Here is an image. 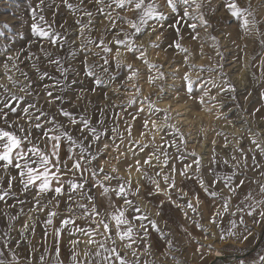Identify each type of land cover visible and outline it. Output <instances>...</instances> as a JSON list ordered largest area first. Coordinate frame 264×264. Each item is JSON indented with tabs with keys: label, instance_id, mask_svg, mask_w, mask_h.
Instances as JSON below:
<instances>
[{
	"label": "snow or ice",
	"instance_id": "1",
	"mask_svg": "<svg viewBox=\"0 0 264 264\" xmlns=\"http://www.w3.org/2000/svg\"><path fill=\"white\" fill-rule=\"evenodd\" d=\"M44 2L45 0H40L36 8H31L33 19L31 35L35 39L29 40L27 47L19 49L15 54L3 57L4 74L7 80L12 88H19L24 95H18L12 91L8 84H0V173H3L0 175V180L6 181V187H0V201H4L11 195L16 198L18 204L25 203L13 193L16 183L20 186V194L26 195L29 191H35L33 208L29 210V220L33 219L31 215L33 211L46 214L43 253L39 257L40 264H51L53 260L55 264H64L60 256L61 241L65 231L70 237L68 240L71 249L68 257L70 264H130L116 245L118 243L122 245L125 252L132 250L133 257H136L134 246H142L146 252L152 247V232L159 233L168 246H171L172 241L168 240L170 233L162 231L158 223L162 206L165 203L174 205L186 220L192 219L189 212L203 219L202 206L206 207V199H201V192L205 198L215 201L223 191V189L217 191V185L221 182L230 195L224 198L221 204L215 205L217 210L209 215L208 224L214 225L219 230L218 239L220 241L233 239L240 241L241 244L247 241L253 232L249 230L244 217H252L255 224L264 223V198L257 200L249 191L243 201L235 206V210L230 212L232 197L238 195V190L246 183L245 179L236 182V176L244 174L240 170L241 161L233 155L231 160L236 163L232 165V171L221 177L214 171L212 165L219 163L228 165L229 160H217L215 140H213V151L208 167V173L213 176V179L210 183L206 182L202 174V157L195 151L187 153V140L181 131L184 118L189 116L197 105L202 111L207 112L216 108L217 118L226 119L225 114L219 111L224 105L222 101H218V97L227 96L232 101H236L237 89L231 83L224 63H214L211 66L195 65L189 63L188 54L184 55V66L188 68V71H185L179 78V84L175 82L168 85L159 84V91L156 99L153 100L151 94L142 95V88L137 84L140 69L133 63H125L121 59L123 56L130 55L142 62L149 70L157 69L155 75L149 71L147 76L149 84H154L157 80L164 81L165 74L159 71L162 65L149 61L148 50L162 48L165 52L174 50L177 53H189V49L184 46L185 30H189L188 36L191 40H202L197 29L202 27L205 34L208 32L210 24L205 17V9L211 5V0H76V2L61 0L62 5L76 17L73 21L77 26L76 39L73 40L69 39L72 32L68 28L67 19L59 24L60 31L56 28V16L61 7L60 4L54 5L55 11L52 13L51 23L43 15H39V22H36L38 15L36 9L41 8ZM220 3L223 4V8L230 17L238 19L240 31L244 34L256 31L259 44L264 49V31L260 28V25L264 24V19H257L251 0H248L246 6H241L240 0H220ZM89 6L95 7V15ZM218 6L211 8L213 14ZM165 8L167 11L164 10ZM97 17H102L99 21L101 34L94 38L92 33L97 31ZM3 27H9L7 22L3 24ZM145 33H147V44L137 43V40L144 37ZM17 35L22 36V33H17ZM108 35H111L110 40L106 39ZM8 39L11 41L12 37ZM208 39L213 42L212 47L216 49V55L223 61L224 56L220 51L218 38L208 36ZM165 40L168 46L163 48L162 42ZM44 41L56 49V52L48 51ZM34 44L39 45V52L49 66L55 67L59 74L58 77L51 76L48 71L40 67L39 57L31 51ZM200 47L203 55V43ZM4 51H9V45L4 46ZM61 51L64 52L63 56L59 54ZM25 52L27 54L24 62H30V70L34 71L37 76L35 81L31 78L29 71L19 69L17 61ZM9 63H11V69ZM261 66L264 69V60L261 61ZM124 68L128 71L124 79L120 80ZM12 69L20 71V75L24 78L23 81L15 79L10 74ZM81 71L83 77L91 81L88 91L92 94H96L99 88H107L119 80L112 92L117 96L122 95L120 90L123 88L126 99L120 101L119 104L113 102L112 109L120 107L126 111L125 105L139 104L130 116L131 122L125 121L127 137L119 131L118 123H115L111 128L113 135L109 138L106 135V128L104 131L99 130V127L105 125L104 119L97 120L94 125L87 115L81 113L77 117L63 106L65 103L63 93L70 91L77 83H83L79 79ZM192 71H197L198 74L193 77ZM205 71L216 72L217 75L205 77L203 75ZM70 75L73 78L69 81ZM172 75L175 78L177 73L174 72ZM262 78H264V73H262ZM46 79L50 83H44ZM37 83L40 85L38 91L34 88ZM129 88L132 91H129ZM213 89H218L215 95L211 94ZM41 92L44 94V103L48 105V111H45L43 107H37ZM169 93H174L169 103L163 108L158 107L157 101L164 99ZM84 94L85 90L81 89L77 99H83ZM33 96L36 97V102L29 99ZM261 96L264 97V92H261ZM103 97L105 101H108L109 93L104 92ZM182 97H187V99L183 104H179ZM173 101L178 104L176 108L172 107ZM53 106H57L56 113L50 114ZM108 108V103L99 108L101 117L105 115ZM10 116L15 119H9ZM57 116L64 118L67 123L58 121ZM113 116L120 117V113L113 112ZM141 117L143 120L140 136L146 138L152 135V141L149 144L133 139L134 124ZM33 131L39 135L33 137ZM157 133L161 134L159 146L155 145V134ZM217 135H222V133H217ZM260 136L259 132L250 135V144L254 147L250 146L247 151L236 149L244 157L245 169L248 168L249 153L252 154L253 170L261 167L256 159L257 153L264 157V141L258 139ZM117 139L120 143H116ZM125 139L129 147L124 152H120ZM45 141L42 147L41 142ZM65 142L67 144L66 159L61 157V148ZM150 145L154 147V151L143 159L142 163L139 159L135 160V170L141 173V176L134 189L130 174L126 182L123 176L115 175L118 172L117 166H112L110 172H105L103 163L98 167L95 166V162L108 153L110 148L118 153L115 158L119 162L120 157L126 158L129 152L135 157L137 150L142 153ZM224 147H228L226 138ZM172 148H175L178 153L175 157L169 152ZM182 149L184 151H181ZM188 155L195 157L191 164L184 163L183 167L178 169L172 162L173 159L183 162ZM153 158L157 161L155 165L152 163ZM161 160L163 167L168 168V172L164 173L161 169L155 172L154 176L149 175L145 167H159ZM193 165H195V172L191 171ZM132 168V164L127 165L129 173ZM12 171H15V175L10 174ZM161 176L165 185L163 188L159 180ZM177 176L180 178L179 187ZM65 177L69 178L65 179ZM140 180L153 187L145 192ZM189 180H194L200 191L185 188L184 185ZM113 181H119V183L113 186ZM97 190L99 202L97 201ZM260 192L264 194V185L260 186ZM174 194L175 199H173ZM190 194L191 198H189ZM142 195L145 197L163 195L165 197L155 205L157 219L152 218L135 201V197ZM46 196H51V199L41 206ZM65 196L67 199L63 203L68 215L60 219L58 227H53L51 240L54 252L49 253L47 228L52 226L54 218L60 215L58 210ZM117 201H122V203ZM148 202L151 203V201ZM102 212L105 214L101 215ZM226 213H230L233 217L239 215V220H229L228 228L224 229L219 221ZM10 219L15 221L17 216L10 217ZM81 219L90 223L87 226L79 225L77 220ZM193 223L204 233L205 240H208L210 235L216 239L215 232L210 233L209 229L199 221H193ZM240 227L247 233L246 235L238 231ZM29 230L35 233L33 225L26 221L19 233L21 239L15 241L17 247L25 243L24 237ZM184 231L187 233V229ZM7 235V233L4 234L5 237ZM187 235L190 237L191 233ZM80 237L86 239L81 240ZM81 243L86 245L83 255L79 251ZM197 243L199 244V241ZM0 247L10 248L11 245L5 239ZM205 247L210 255L213 249L212 243L199 245L196 251L200 252ZM27 251L35 252V248H28ZM46 254L48 255L47 261ZM221 254V250L216 252L217 256ZM20 259V256L13 251L9 264L12 262L19 264ZM25 259L29 258L25 257ZM203 259L202 254L201 260ZM258 262L264 264V254L259 255ZM0 264H5V261L0 260ZM238 264H246V261L240 259Z\"/></svg>",
	"mask_w": 264,
	"mask_h": 264
},
{
	"label": "rangeland",
	"instance_id": "2",
	"mask_svg": "<svg viewBox=\"0 0 264 264\" xmlns=\"http://www.w3.org/2000/svg\"><path fill=\"white\" fill-rule=\"evenodd\" d=\"M72 2H76V0H72ZM247 3L248 0H240L241 6H246ZM38 4H40V0H0V84H8L9 88L12 91H15L18 95H24V93L20 92L19 88H12L11 84L7 80L4 74L5 69L3 67V57L6 55L15 54L19 49L27 47L29 40L35 39L31 35V24L33 23L31 8H36ZM57 4L61 5L56 16L57 30L60 31L59 24L67 19L68 28L72 32V35L69 36V39H76L75 31L77 26L73 23L76 17L73 16L72 13H70L69 10L62 5L61 0H45L42 7L36 9L38 13L36 22H39V15H43L45 19L51 23L52 13L55 11L54 5ZM217 5L219 6L216 8L215 13L213 14L211 8ZM251 5L252 9L256 13L257 19H264V0H251ZM89 7L95 15V7ZM164 10L167 11L166 8ZM205 17L209 20L210 27L208 28L207 34H205V31L202 27L197 29V31L200 32V36L202 38L201 41L191 40L190 36H188L189 30H185L186 39L184 40V46L189 49V53H177L174 50L165 52L162 50V48H150L148 50L149 61L154 62L157 65H162V67L159 68V71H162L165 74L166 79L164 81L157 80L154 84H149L147 82L149 71H151L152 75H155L157 69L149 70L142 64V62L135 60L130 55L123 56L121 59L125 63H133L135 67L140 69V78L137 81V84L142 88V95L147 96L151 94V98L153 100L156 99V94L159 91V84L163 83L168 85L172 84L173 82L179 84V78L183 76L185 71H188V68L184 66V55L188 54L189 63L195 65L203 64L206 66H211L214 63H224L225 71L228 73L231 83H233L237 89L236 101H232L227 96L218 97V101H222L224 105L221 109H219V111L225 114L226 119L217 118L218 112L216 108H213L210 112H207L202 111L197 105L192 109L188 118H184V121L181 125V131L185 134V138L187 140V153L195 151L202 157V174L206 182L210 183V181L213 179V176L208 173V167L210 166L209 162L213 151V140H215V152L217 160H229L228 165H224L223 163L212 165L214 171L221 177L230 174L232 171V165L236 163V161L231 160L233 155L236 156L237 160L241 161L240 170L244 174H238L236 176V182L238 183L240 179H245L246 183L238 190V195H234L232 197L230 208L231 212L235 210V206L238 203L243 201L245 195H247L249 191H251L252 195L257 200L264 198V194L260 192V186L264 185V175H262V173H264V157H261L259 153H257L256 159L261 167L253 170L252 154L249 153L247 156L248 168L245 169L243 164L244 157L241 152L236 151L237 148L247 151L250 146L254 147L250 144L249 137L256 132L261 133V136L258 137V139L264 141V97L261 96V92H264V78H262L264 69H262L261 66V61L264 60V49H262L259 44L256 31L253 30L249 34H244L242 31H240L238 19L228 15L226 10L223 8V4L220 3V0H211V5L205 9ZM101 19L102 17H97V31L92 33L94 38L101 34L99 31L101 27L99 21ZM5 22H7L9 27H3ZM260 28L261 31H264V24L260 25ZM17 33H22V36L17 35ZM229 33L231 35H228ZM208 36H216L218 38L220 51H222L224 56L223 61H221L220 57L216 55V49L212 47L213 42L208 39ZM9 37H12L11 41H9ZM106 39L110 40L111 35H108ZM141 42L147 44V33H145L144 37H141L137 40V43ZM44 43L48 51H52L54 53L56 52V49H54L47 41H44ZM201 43H203V55L201 54ZM5 45H9L8 52L4 51ZM162 45L163 48H166L168 46L167 41H163ZM31 51L36 53V55L39 57L40 67L43 70L48 71L53 77L59 76L55 67L49 66L43 55L39 52L38 44H34L31 48ZM157 53H159V55H157ZM26 54V52L22 54L17 63L19 65V69L29 71L31 78L35 81L37 76L34 71L30 70V62H24V57ZM59 54L63 56L64 52L61 51ZM9 68L11 69V63H9ZM177 69H179L178 72ZM127 71L128 70L126 68L123 69L120 75V80L124 79ZM174 72L177 73L175 78L172 75ZM10 74L17 80L23 81L24 79L20 75V71L16 69H12ZM197 74V71H192L191 73L193 77H195ZM203 75L205 77H215L217 73L205 71ZM72 78L73 77L70 75L68 78L69 81ZM79 79L83 81L82 84L77 83L70 91H65L63 93L65 100L63 106L70 110L74 115H77V117L81 113L87 115L90 117L94 125L96 124L97 120L104 119L105 125L99 127V130L104 131L106 128V135L109 138L113 135L111 128L115 123H118L119 131L123 132L125 137H127L125 121L131 122L130 116L135 112L139 104L125 105L126 111L122 110L120 107L112 109L111 104L113 102L119 104L120 101L126 99V95L123 94L125 93V89L122 88L120 90L122 95L119 96L112 92V89L116 87V83H119V80L107 88H99L96 94H92L90 91H88L91 86V81L83 77L82 71ZM44 83H50V81L46 79ZM34 88L38 91L40 85L37 83L34 85ZM81 89L85 90V94L83 99L78 100L77 95H79ZM128 90L132 91L131 88ZM217 91L218 89H213L211 94L215 95ZM104 92L109 93L108 101L104 100ZM173 94L174 93H169V95L164 99L158 100L157 106L163 108L165 104L169 103L171 100V95ZM29 99H31L32 102H36L35 96L30 97ZM44 99V94L41 92L37 107H43L45 111H48V105L44 103ZM186 99L187 97H182L178 103L183 104L184 100ZM89 101H91V103H89ZM174 102L175 101L172 103ZM105 103L109 104V108L106 110L105 115L101 117L99 108L103 107ZM189 103H191V101H189ZM56 107L57 106H53L51 108L50 114L56 113ZM85 109H87V111H85ZM257 109L259 111H256ZM113 112L120 113V117H114ZM253 113L255 114L253 115ZM205 114L211 117V123L208 126L204 123L203 117ZM9 119H15V117L10 116ZM57 120L61 123H67L64 118L59 116H57ZM142 120L143 117H141L140 120L136 121L134 124L132 133L133 139L141 140L142 143L149 144L152 141V135H148L146 138L140 136V131L142 130ZM21 123H24V121H21ZM25 127H27V124H25ZM217 133H222V135H217ZM37 135H39V133L33 131V137ZM85 135H87V133H85ZM160 135L161 134L158 133V137L155 136L156 146L161 144ZM225 138L228 141L227 148L224 147ZM44 143H46V141L41 142L42 147ZM101 143H103V141ZM116 143H120L119 139H117ZM199 144L203 145L201 151H198ZM128 147V141L125 139L122 147L120 148V152H124L126 149H128ZM66 148L67 144L65 142L61 148V157L64 159L67 158L65 155ZM76 151H78V149ZM153 151L154 147L150 145L142 153L137 150V155L135 157H133L129 152L126 158L120 157V161L118 162L115 158L118 153L113 152L110 148L108 153L100 157L95 162V166L98 167L103 163L105 172H110L112 166H117L118 172L115 173V175L123 176L126 182L130 174L134 189L137 180L140 179V177H138V172H136L134 167L135 160L139 159L142 163L143 159L147 158V156ZM181 151H184V149ZM169 152L173 157L178 155L175 148L170 149ZM206 152H208V154H205ZM194 159L195 157L188 155L183 162L176 159H173L172 162L175 163L179 169L183 167L184 163H193ZM152 163L154 165L157 163L155 158H153ZM129 164L133 165L131 173H129L127 170V165ZM170 166L171 165H169V167ZM161 169H163L164 173L168 172V168L163 167L162 160L159 167H145V170L149 173V175L153 176L155 172L161 171ZM191 171L195 172V165H193ZM10 174L15 175V171H12ZM0 175H3V173H0ZM68 178L69 177H65V179ZM159 180L161 187L163 188L165 186L163 177L161 176ZM118 183L119 181H113L112 185L116 186ZM140 183L145 192L153 187L151 185H147L143 180H140ZM177 186H180V178L178 176ZM0 187H6V181L0 180ZM184 187L192 188L195 191H200L194 180L187 181ZM221 189H223L221 196L215 201H213L211 198H205L204 194L201 192V199H206V207L202 206L203 219L189 212V216L192 217V219H185V221L188 223L187 225L183 224V215L178 209H176L174 205L170 203H165V205H163V207L166 209L161 210L158 223L162 231L170 233V235H168V240L172 241L171 246H168L165 239L161 237L159 233L152 232V247L147 252L142 246H134L136 257H133L132 250L125 252L123 246L119 243L116 245L117 248L130 262V264H238L240 259H244L246 264H254V261L255 264H259L258 257L259 255L264 254V223L255 224L253 223L252 217L245 216V223L248 225L249 230L253 232V235L250 236L249 239L243 244H241L240 241L233 239L220 241L218 239L219 230L214 225L208 224L209 215L211 212L217 210L215 205L221 204L223 199L230 195L228 190L223 188L222 182L217 185V191H220ZM13 193L20 200L25 201V203L23 205L18 204L16 198L11 195L4 201H0V246L4 244L5 239H7V242L11 245L10 248L0 247V253H4V255H0V260H4L5 264H9L11 260V254L13 251H15L21 258L19 260V264H40L39 257L43 253L42 244L44 241V221L46 219V214L43 212L37 213L33 211L31 213L33 219L29 220V210L33 208V197L35 196V191H29L26 195L20 194V186L18 183H16L13 188ZM96 194L97 201L99 202L98 190ZM76 198L78 199L79 197ZM175 198L176 197L174 194L173 199ZM189 198H191V194ZM49 199H51V196H46L42 200L41 206L47 203V200ZM66 199V196L62 198V202L58 210L60 215L55 217L53 220V225L47 228L49 233L47 241L49 253L54 252L51 240L53 227H58L60 219L68 215V213L65 211V204L63 203V201ZM134 199L142 209H145V211L152 216V218L157 219L155 216L157 210L155 205L159 204V201L165 199V197L163 195H158L156 197H145L142 195L137 196ZM148 201H151V203ZM117 202L122 203V201ZM104 214V212L101 213V215ZM13 216H17L15 221L10 219V217ZM256 218L258 219L259 217L257 216ZM232 219H236L238 221L239 215L233 217L230 215V213H226L219 221L221 227L227 229L229 226L228 222ZM26 221L33 225L35 228V233L33 234V232L29 230L24 237L25 243H22L19 247H17L15 241L21 239L19 233L22 230V225ZM193 221H199L202 225H204V227L209 229L210 233L215 232L216 239H213V237L210 235L208 240H205L204 233L200 228L195 226ZM77 223L82 226H87L90 222L81 219L77 220ZM94 226L95 225H93V227ZM184 229H187V233H191L190 237L187 235ZM238 231L243 232L245 235L247 234L244 232L242 227L238 228ZM5 233L8 234L7 237L4 236ZM84 238L85 237H80L81 240ZM69 239L70 237L68 236V232L65 231L62 236L60 256V259L63 260L64 264H70L68 259L71 252L68 244ZM197 241H199V244ZM208 243L213 244V249L210 255L208 254V249L206 247L202 248L200 252L196 251L199 245H206ZM83 245V243L79 245V251L81 255H83V251L85 250ZM31 247L35 248V252L27 251V249ZM215 250H221L222 254L220 256H213V251ZM202 254L204 255L203 260H201ZM25 257H28L29 259H25ZM47 260L48 255L46 254V261ZM12 264H16V262H12ZM51 264H55V261H51Z\"/></svg>",
	"mask_w": 264,
	"mask_h": 264
},
{
	"label": "bare ground",
	"instance_id": "3",
	"mask_svg": "<svg viewBox=\"0 0 264 264\" xmlns=\"http://www.w3.org/2000/svg\"><path fill=\"white\" fill-rule=\"evenodd\" d=\"M181 104V103H180ZM178 106V104H177V102H174V103H172V107L173 108H176ZM186 118H188V116L186 117ZM204 123H205V125H210V123H211V117L209 116V115H207V114H205L204 115ZM158 135V133L157 134H155V136H157ZM158 137V136H157ZM199 148H198V151H201V149H202V147H203V145L202 144H199V146H198ZM205 154H208V152H206ZM141 176V173H138V177H140ZM163 207V206H162ZM162 209H166V208H162ZM183 224H185V225H187L188 223L185 221V218H184V216H183ZM84 239H86V238H84ZM84 247H86V245L84 244L83 245ZM218 250H215V251H213V256H217L216 255V252H217ZM220 256V255H219Z\"/></svg>",
	"mask_w": 264,
	"mask_h": 264
}]
</instances>
